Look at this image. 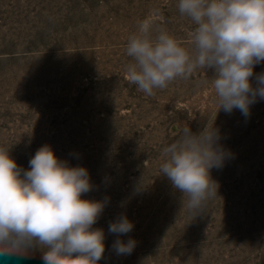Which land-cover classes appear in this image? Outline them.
Here are the masks:
<instances>
[{"label": "rangeland", "instance_id": "374dc122", "mask_svg": "<svg viewBox=\"0 0 264 264\" xmlns=\"http://www.w3.org/2000/svg\"><path fill=\"white\" fill-rule=\"evenodd\" d=\"M178 0H0V147L18 166L43 145L71 166L88 169L105 200L93 226L105 232L99 264H264V99L218 111L212 69L176 79L147 96L128 82L126 44L151 10L157 25L190 47L195 26ZM264 73V62L251 78ZM219 130L227 152L211 169L217 195L199 212L160 173L163 149L182 129ZM121 214L133 222L125 235L108 231ZM130 238V255L113 243ZM0 264H43L42 252Z\"/></svg>", "mask_w": 264, "mask_h": 264}, {"label": "clouds", "instance_id": "9594fccd", "mask_svg": "<svg viewBox=\"0 0 264 264\" xmlns=\"http://www.w3.org/2000/svg\"><path fill=\"white\" fill-rule=\"evenodd\" d=\"M177 8L195 26L187 33L190 47L158 27L161 14L151 10L128 36L126 79L153 96L178 78L212 69L218 111L238 109L248 117L250 106L264 99V73L256 75L255 85L251 81L254 67L264 62V0H178ZM219 140L213 124L198 132L185 126L163 149L160 173L192 212L217 195L210 172L222 168L227 156ZM93 187L86 167L61 160L50 145L35 152L28 170L0 147V261L29 258L39 250L43 264H99L105 232L93 226L108 198H83ZM133 227L121 214L108 231L119 237ZM135 246L134 239L117 238L112 247L117 255H130Z\"/></svg>", "mask_w": 264, "mask_h": 264}]
</instances>
